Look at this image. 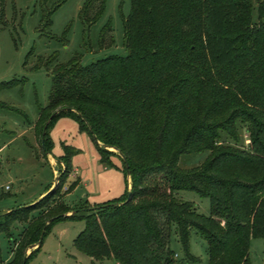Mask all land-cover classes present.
<instances>
[{
	"label": "trees",
	"instance_id": "16d2710c",
	"mask_svg": "<svg viewBox=\"0 0 264 264\" xmlns=\"http://www.w3.org/2000/svg\"><path fill=\"white\" fill-rule=\"evenodd\" d=\"M106 2H85L80 15L87 27ZM124 27L125 56L84 64L76 55L53 68L56 56L42 59L52 86L35 133L43 155L52 154L63 169L42 197L0 211V235L15 245L5 264L25 258L28 264L50 227L71 217L86 219L75 246L96 261L196 263L189 251L196 230L208 243V264H252L251 240L264 237V0H131ZM110 34V26L102 29L103 46L113 42ZM62 116L90 135L103 163L117 167L111 155H119L127 180L121 196L66 203L80 179L64 190L78 150L62 143L63 154L53 151L50 129ZM203 151L209 155L201 164L180 166L182 155ZM180 190L208 197L210 215L180 200ZM43 230L42 242L27 253ZM172 232L186 260L172 249Z\"/></svg>",
	"mask_w": 264,
	"mask_h": 264
},
{
	"label": "rangeland",
	"instance_id": "374dc122",
	"mask_svg": "<svg viewBox=\"0 0 264 264\" xmlns=\"http://www.w3.org/2000/svg\"><path fill=\"white\" fill-rule=\"evenodd\" d=\"M87 0H0V211L32 203L42 197L56 182L63 165H55L42 153L39 135L33 125L40 110L49 103L52 86L50 70L42 59L56 56L53 68L78 55L84 64L109 55L125 56L124 19L131 11V0H107L101 18L90 27L81 19V8ZM51 14L52 25L48 24ZM111 27L113 42L102 45V29ZM107 42H110L108 39ZM43 60V61H44ZM14 81L10 87L3 83ZM54 138V153L63 154L62 143L74 146L73 172L66 180L64 190L76 179L75 189L66 193L69 205L82 200L103 203L121 196L127 187L123 162L119 155H111L117 165L101 161L100 154L90 135L79 130L78 122L70 117H60L50 129ZM249 141L245 139V143ZM117 153V150L111 149ZM39 154H37V153ZM209 151L184 154L180 166L189 168L204 162ZM77 168V170H76ZM131 188V185H130ZM42 192L44 194L42 195ZM180 200L195 205L199 213L210 215L211 202L194 190H180ZM86 219L64 218L48 230L41 248L29 259L28 264H117L106 258L93 260L75 246V238L85 229ZM22 224L14 229L18 237ZM3 262L12 258L15 245L5 234L0 235ZM190 254L198 261L191 264H208L209 250L206 239L192 230ZM171 247L179 259L186 260V252L177 234H171ZM36 248V247H35ZM27 250L30 253L33 249ZM252 264H264V237H253L250 247Z\"/></svg>",
	"mask_w": 264,
	"mask_h": 264
},
{
	"label": "water",
	"instance_id": "95a60500",
	"mask_svg": "<svg viewBox=\"0 0 264 264\" xmlns=\"http://www.w3.org/2000/svg\"><path fill=\"white\" fill-rule=\"evenodd\" d=\"M54 114H55V113H53V115H54ZM53 115H52V116H53ZM46 126H47V125H46ZM46 126H45V128H44V130H43V135H42V145H43V146H44V135H45V133H46ZM107 147L110 148V149L117 150L116 147H112V146H107ZM119 154L124 158V160L126 161V166H127V168L129 169V163L127 162V158H126V156L123 155V154L120 153V152H119ZM49 155H50V154H49ZM128 174L130 175V171H129V170H128ZM129 179H130V177H129ZM58 180H59V175H57V177H56V182L54 183V186L57 184ZM71 213H72V212H71ZM71 213H67L66 215H69V214H71ZM44 232H45V230H43V233H42V235H41V239H40L39 243L34 244V245H31V246L29 247V249L37 247V246L42 242V239H43V236H44ZM25 261H26V258L24 259V264H25Z\"/></svg>",
	"mask_w": 264,
	"mask_h": 264
},
{
	"label": "crops",
	"instance_id": "0c3cea01",
	"mask_svg": "<svg viewBox=\"0 0 264 264\" xmlns=\"http://www.w3.org/2000/svg\"><path fill=\"white\" fill-rule=\"evenodd\" d=\"M33 127V129L35 130V125H33L32 126ZM53 136V135H52ZM53 138V137H52ZM54 139V138H53ZM56 154V153H55ZM56 155H58V154H56ZM59 155H61V154H59ZM48 160L50 159V163L51 164H54L55 165V167L57 166V164H58V161H57V159L52 155V154H50V155H48ZM76 170H77V168H76ZM55 174L57 175L58 174V168L56 167L55 168ZM54 183H51L50 185H53ZM130 185L131 184H129V187H130ZM44 194V192H42V195ZM35 201V200H34ZM9 209H11V208H7V210H9Z\"/></svg>",
	"mask_w": 264,
	"mask_h": 264
}]
</instances>
